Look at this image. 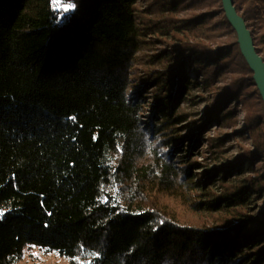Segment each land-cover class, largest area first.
I'll return each instance as SVG.
<instances>
[{
  "label": "trees",
  "instance_id": "trees-1",
  "mask_svg": "<svg viewBox=\"0 0 264 264\" xmlns=\"http://www.w3.org/2000/svg\"><path fill=\"white\" fill-rule=\"evenodd\" d=\"M234 2L264 60V0ZM35 247L264 264V102L222 0H0V264Z\"/></svg>",
  "mask_w": 264,
  "mask_h": 264
},
{
  "label": "rangeland",
  "instance_id": "rangeland-1",
  "mask_svg": "<svg viewBox=\"0 0 264 264\" xmlns=\"http://www.w3.org/2000/svg\"><path fill=\"white\" fill-rule=\"evenodd\" d=\"M142 61H140L137 65V73H140L142 75L145 66L140 65ZM141 78V76L139 77ZM138 78V79H139ZM150 101L152 102V98H149ZM206 107V92L201 89V88H194V90L191 92V96L189 97V100L186 101L183 105L182 108H184L188 113H190L193 118L195 116H200L203 115L204 110ZM244 117L245 113L243 110H240L237 114V119L239 120V123L236 128L234 129H228L223 127H218V128H213L207 135H205V139H212L216 141V144H219L220 140L225 139V136L233 132V130H243L244 129ZM185 129L183 128V125L181 126V131H184ZM203 138V137H202ZM202 142V141H201ZM204 146L201 147V144L198 146L201 151H206L208 152L207 155H203L201 158H206L205 156L209 157L210 152L209 149L211 148V145L207 140L202 142ZM237 142L236 141H229L222 146L221 143V151L223 153L224 159H231L236 155V146ZM201 158H199L201 160ZM206 163V162H202ZM206 165V164H205ZM212 166L210 167V169ZM19 264H70L68 259L66 258H61L56 254H47L42 250H39L38 248H33L31 251L25 256V258L19 263Z\"/></svg>",
  "mask_w": 264,
  "mask_h": 264
},
{
  "label": "water",
  "instance_id": "water-1",
  "mask_svg": "<svg viewBox=\"0 0 264 264\" xmlns=\"http://www.w3.org/2000/svg\"><path fill=\"white\" fill-rule=\"evenodd\" d=\"M222 5L229 23L236 31L241 53L254 73L255 83L264 102V60L256 52L251 31L238 14L234 0H222Z\"/></svg>",
  "mask_w": 264,
  "mask_h": 264
},
{
  "label": "snow or ice",
  "instance_id": "snow-or-ice-1",
  "mask_svg": "<svg viewBox=\"0 0 264 264\" xmlns=\"http://www.w3.org/2000/svg\"><path fill=\"white\" fill-rule=\"evenodd\" d=\"M70 6H71V5H70L69 3H65L64 8H63V11H64L65 13H67V12L69 11Z\"/></svg>",
  "mask_w": 264,
  "mask_h": 264
}]
</instances>
